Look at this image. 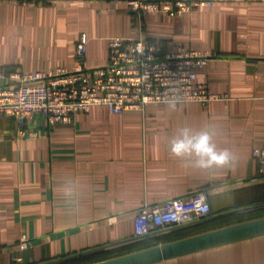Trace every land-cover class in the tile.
I'll list each match as a JSON object with an SVG mask.
<instances>
[{
    "label": "crops",
    "instance_id": "0c3cea01",
    "mask_svg": "<svg viewBox=\"0 0 264 264\" xmlns=\"http://www.w3.org/2000/svg\"><path fill=\"white\" fill-rule=\"evenodd\" d=\"M212 1L182 16L146 13L138 26L127 0H0V72L92 70L107 63L110 37H141L165 50L208 53L198 79L224 95L122 114L95 105L54 128L41 117L19 126L0 116V264H89L239 222L221 223L233 211L261 206L248 219L264 216V176L252 154L264 149V0ZM82 33L89 41L79 57ZM224 149L230 163L195 164ZM201 190L214 227L170 226L82 254L136 236L144 202ZM154 264H264V235Z\"/></svg>",
    "mask_w": 264,
    "mask_h": 264
},
{
    "label": "built area",
    "instance_id": "2783aa9c",
    "mask_svg": "<svg viewBox=\"0 0 264 264\" xmlns=\"http://www.w3.org/2000/svg\"><path fill=\"white\" fill-rule=\"evenodd\" d=\"M135 11L138 26L146 13L182 16L199 7H210L212 0H127ZM89 36L82 33L77 55L83 57ZM210 55L196 49L165 50L141 37H110L109 59L92 70L57 66L48 71L28 73L20 70L0 72V116L15 118L19 126L44 119L45 126L71 124L79 112L95 105H106L116 114L128 109H143L148 103L207 104L221 99L198 79V67L208 63ZM21 136L38 135L34 129H19ZM258 172L264 176V149L254 148ZM207 191L190 197L166 199L160 204L144 202L134 220L135 235L148 236L154 227L182 225L210 213Z\"/></svg>",
    "mask_w": 264,
    "mask_h": 264
},
{
    "label": "water",
    "instance_id": "95a60500",
    "mask_svg": "<svg viewBox=\"0 0 264 264\" xmlns=\"http://www.w3.org/2000/svg\"><path fill=\"white\" fill-rule=\"evenodd\" d=\"M264 235V216L236 222L219 228L200 232L162 244L148 246L119 256L99 260L89 264H154L163 260L202 251L216 246ZM145 236H134L114 241L108 245L90 249V253L109 246L119 245ZM52 261L36 263L51 264Z\"/></svg>",
    "mask_w": 264,
    "mask_h": 264
},
{
    "label": "trees",
    "instance_id": "16d2710c",
    "mask_svg": "<svg viewBox=\"0 0 264 264\" xmlns=\"http://www.w3.org/2000/svg\"><path fill=\"white\" fill-rule=\"evenodd\" d=\"M215 220H216V218L212 216V209H211L210 213L207 215V217H204V218L199 219V220H194V221H191V222H187V223H184L182 225H173L171 227H178V228H183V229H185V228H198V230H207V229H210V228L214 227L213 225H215V224H213V223L215 222ZM162 228L163 227H154V228H152L150 233L159 231ZM145 237L142 238V239H145ZM95 252H97V251H94V252H91V253H95ZM100 258H102V257L94 256V257H92L91 260L92 261H96V260H99ZM66 261H69L72 264H79V263H85L87 260H83V259H74V260L73 259H68ZM66 261L59 262L57 264L64 263Z\"/></svg>",
    "mask_w": 264,
    "mask_h": 264
},
{
    "label": "clouds",
    "instance_id": "9594fccd",
    "mask_svg": "<svg viewBox=\"0 0 264 264\" xmlns=\"http://www.w3.org/2000/svg\"><path fill=\"white\" fill-rule=\"evenodd\" d=\"M204 137H208L207 133L203 134ZM173 151L175 152V147L173 148ZM232 159V154L230 150L224 149L222 152L216 154L214 158H207V159H197L195 160V164H197L200 167H207L211 164H226L230 163Z\"/></svg>",
    "mask_w": 264,
    "mask_h": 264
},
{
    "label": "rangeland",
    "instance_id": "374dc122",
    "mask_svg": "<svg viewBox=\"0 0 264 264\" xmlns=\"http://www.w3.org/2000/svg\"><path fill=\"white\" fill-rule=\"evenodd\" d=\"M260 207H256V208L254 207V209L250 208V209H248L246 211H242V212L233 211V212L227 213L226 216L223 219L224 221H222L221 223H227V222H230V221L231 222H233V221H239L240 222L243 219H248V218L254 217V216L258 215V214H256V211H257L256 209H258ZM260 214L264 215V211L260 212ZM147 246L148 245H142L138 249L136 248V250L142 249V247L145 248ZM60 264H72V263H70L69 261H66V262L60 263ZM79 264H81V263H79Z\"/></svg>",
    "mask_w": 264,
    "mask_h": 264
},
{
    "label": "bare ground",
    "instance_id": "6f19581e",
    "mask_svg": "<svg viewBox=\"0 0 264 264\" xmlns=\"http://www.w3.org/2000/svg\"><path fill=\"white\" fill-rule=\"evenodd\" d=\"M137 236V235H136Z\"/></svg>",
    "mask_w": 264,
    "mask_h": 264
}]
</instances>
